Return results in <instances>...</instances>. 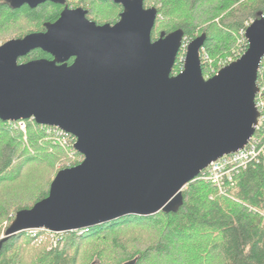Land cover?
Listing matches in <instances>:
<instances>
[{
    "label": "water",
    "instance_id": "1",
    "mask_svg": "<svg viewBox=\"0 0 264 264\" xmlns=\"http://www.w3.org/2000/svg\"><path fill=\"white\" fill-rule=\"evenodd\" d=\"M103 1L122 7L116 24L98 25L87 10L65 6L44 32L0 45V121L57 128L74 138L83 158L56 173L45 199L15 214L0 247L28 230L62 234L174 214L185 187L255 133L262 15L243 33L247 49L239 59L205 79L204 35L187 44L182 70L172 75L183 31L152 40L158 12L145 0ZM46 2L65 4L8 0L12 9ZM35 50L52 60L20 63Z\"/></svg>",
    "mask_w": 264,
    "mask_h": 264
},
{
    "label": "trees",
    "instance_id": "2",
    "mask_svg": "<svg viewBox=\"0 0 264 264\" xmlns=\"http://www.w3.org/2000/svg\"><path fill=\"white\" fill-rule=\"evenodd\" d=\"M87 2L90 6L96 2L110 4L122 11V7L112 1L85 0L80 8L87 10L88 19L98 25L102 24L94 20L91 9H86ZM150 3L158 16L163 15L168 21V26L158 36L178 29L183 31L182 50L177 55L172 75L182 70L185 45L197 38L196 34L205 36L201 49L210 56L224 39L240 38L243 43L239 59L247 49L243 33L248 23L259 15L264 17V0H145V7ZM68 5L69 1L65 0L64 7ZM64 7L46 2L34 9L27 6L12 9L8 0H0V21L5 13L7 18L20 17L40 25L38 30L10 37L7 41L40 32L42 24L55 22ZM118 19L119 16L109 24ZM154 33L155 29L152 40L157 38ZM44 58L50 59L41 50H35L21 58L20 63ZM220 69L217 67L210 75L202 66V76L211 78ZM257 74L264 102V60ZM24 124L23 132L15 123L0 121V189L9 197V203L4 205L9 225L17 212L31 209L48 196L58 171L77 166L83 160L72 148L73 137L67 136L68 144L64 145L52 128L39 126L33 120L24 121ZM56 165L60 168L56 169ZM29 176H35L34 180L39 182L25 192L23 185ZM233 183L220 194L199 175L183 190V205L174 214L128 216L86 230L56 235L41 230L21 232L9 237L0 247V264H86L88 258L98 260L92 264H104L105 257L112 253L120 256L122 263L137 259L136 264H144L151 258L169 257L180 249L186 264H264V158L260 157L239 172ZM16 187H20L19 193ZM8 188L9 192L5 193ZM159 217L164 218L165 223L155 239L153 235H144L141 240H134L135 236L129 235L131 228L153 227ZM54 239L57 240L52 246L49 241Z\"/></svg>",
    "mask_w": 264,
    "mask_h": 264
},
{
    "label": "rangeland",
    "instance_id": "3",
    "mask_svg": "<svg viewBox=\"0 0 264 264\" xmlns=\"http://www.w3.org/2000/svg\"><path fill=\"white\" fill-rule=\"evenodd\" d=\"M68 1H69L68 7L71 9H75L78 7L80 8L81 7L80 5H84L83 3L85 0H68ZM88 6L89 7H87L86 9L92 10V17L94 18V20L96 22H98L100 24L112 23L113 21H115L117 19V17L120 14L118 9L114 8L110 4H98L96 2V3H92L91 6L88 3ZM150 7L155 8L151 3L146 5V8H150ZM51 12H52V10H48V13H51ZM1 17L2 18L0 21V45L3 44L5 41H7L10 37L14 38V37H17L20 35L22 36L28 31H34V30L40 29V25L32 23L29 20H26L24 18L18 17L17 19L14 20V19H11L10 17L7 18V16H5V13ZM157 17H158V22H156V24L154 26V29H155L154 36L155 37H157L158 34L168 26V21H167V18L165 16L159 15ZM251 23L252 22L250 21L247 26H249ZM196 35L199 36L200 34H196ZM242 43H243V40H240V38L238 40H235L233 38H228V39L226 38L222 41V44H220L215 49L213 56H210L209 54H207V51L205 49H201L200 53L202 54L203 58L205 59V63H203L202 66H204L207 69L208 74L211 75V73H213L217 67L222 68L223 64L229 63V62L231 63L237 59V57L240 54V50H241L240 48H241ZM186 46H187V44L185 45V47ZM183 58H184V56H183ZM55 168L58 169V168H60V166L56 165ZM34 178H35V176H29L28 177V179H27L28 181H26L27 182L26 185H23L25 192L27 191L28 188L35 186L37 184V182H39V181L36 182L34 180ZM19 188L20 187H16L18 193H19V191H18ZM9 189L10 188H8L5 191V193L9 192ZM185 189H186V187H185ZM20 193H22V191ZM8 203H9V197L6 194L3 195V193H1V189H0V224H1L0 240L5 237V231L9 227V224L6 220L5 212H4L5 211L4 205L8 204ZM14 203H16V202H14ZM159 218L160 219L158 220V223L152 224L155 227L150 226L149 228H147V227L131 228L128 232V233H130L129 235H134L135 236L134 240H141L143 237H145L144 235H146L147 237H151L153 235V236H155L153 239H155L159 235L158 230L163 229L164 226H162V225H164V223H165L164 218H161V217H159ZM159 222H161V225H158ZM153 239H151V240H153ZM56 240L57 239H54V241H49V244L52 245V243L56 242ZM52 246H54V244ZM180 251H182V250L180 249ZM180 251L177 253L173 252L174 254H172L166 258L165 257H162L160 259L151 258V260L149 262L147 261L144 264H186V261L184 263L182 253ZM105 256H103V257H105ZM105 258L106 259H105L104 264H119V263L125 264V262H123V263L121 262L120 256H117L113 253H112V256H110V254H109ZM102 261H104V260H102ZM92 263H98V260H96V259L93 260L90 258H88L86 260V264H92Z\"/></svg>",
    "mask_w": 264,
    "mask_h": 264
},
{
    "label": "built area",
    "instance_id": "4",
    "mask_svg": "<svg viewBox=\"0 0 264 264\" xmlns=\"http://www.w3.org/2000/svg\"><path fill=\"white\" fill-rule=\"evenodd\" d=\"M200 61L201 64L205 63V59L200 53ZM230 63V62H229ZM229 63H225L222 67L228 65ZM216 74V73H215ZM259 93L255 98V106L260 114L257 120V126L255 127V133L253 137L249 140L247 145L234 153H231L222 158L218 159L215 162H212L207 169L202 171L200 174V179L207 183H211L217 189L220 194L225 192V189L228 186H233L234 178L236 175L245 170L250 164L257 162L260 157L264 158V117L262 116V110L264 107V102L261 101V95ZM17 127L24 132L25 124L24 121H18L15 123ZM57 135L60 137L62 144H68L67 136L65 132L52 128ZM74 144V143H73ZM73 146V145H72ZM264 224V220L262 221ZM86 230V229H85ZM31 233H35L38 230H28ZM50 233V232H48ZM52 235H56L54 233H50Z\"/></svg>",
    "mask_w": 264,
    "mask_h": 264
},
{
    "label": "flooded vegetation",
    "instance_id": "5",
    "mask_svg": "<svg viewBox=\"0 0 264 264\" xmlns=\"http://www.w3.org/2000/svg\"><path fill=\"white\" fill-rule=\"evenodd\" d=\"M8 5H9V3H8ZM61 6H63L64 7V5H61ZM9 7H10V5H9ZM29 8V7H28ZM69 8V7H68ZM64 9V8H63ZM71 9V8H70ZM61 13V12H60ZM60 15V14H59ZM59 17V16H58ZM91 21V20H90ZM118 21V20H117ZM46 23H54V22H46ZM46 23H43L42 24V29L40 30V32H44L45 31V29H44V25L46 24ZM116 24V23H115ZM111 25H113V24H111ZM46 55H48V54H46ZM49 57H50V59H46V58H44V59H46V60H52V57L50 56V55H48ZM36 60H39V59H36ZM32 61H34V60H32ZM70 61H73V60H70ZM69 61V62H70ZM30 62V61H29ZM69 62H68V64H69ZM72 63V62H71ZM70 63V64H71Z\"/></svg>",
    "mask_w": 264,
    "mask_h": 264
}]
</instances>
